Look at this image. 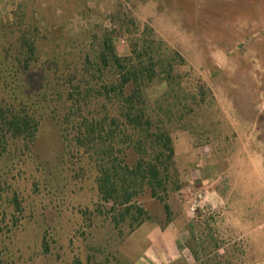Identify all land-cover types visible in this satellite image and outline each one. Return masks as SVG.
I'll list each match as a JSON object with an SVG mask.
<instances>
[{"label": "rangeland", "instance_id": "374dc122", "mask_svg": "<svg viewBox=\"0 0 264 264\" xmlns=\"http://www.w3.org/2000/svg\"><path fill=\"white\" fill-rule=\"evenodd\" d=\"M43 1L58 4L59 15L69 12L78 30H113L122 56L153 29L164 48L184 57L177 70L200 77L209 91L187 118L189 128L173 131L180 188L169 189L170 221L164 204L147 193L141 203L156 221L118 226L93 178L79 168L64 185L52 179L46 187L27 170L16 187L22 225L3 264H149L146 253L165 258L173 250L168 264H236L251 237L240 236L247 229L235 219L264 221V0ZM20 3L0 0V22L13 18ZM131 18L140 32L133 33ZM200 190L210 203L192 215L189 201Z\"/></svg>", "mask_w": 264, "mask_h": 264}, {"label": "trees", "instance_id": "16d2710c", "mask_svg": "<svg viewBox=\"0 0 264 264\" xmlns=\"http://www.w3.org/2000/svg\"><path fill=\"white\" fill-rule=\"evenodd\" d=\"M58 7L21 0L0 22V264L22 225L16 187L29 170L46 187L52 179L64 185L79 168L118 226L156 221L141 203L147 193L170 221L169 189L180 188L173 131L189 128L209 91L177 70L184 57L153 29L122 56L113 30H78Z\"/></svg>", "mask_w": 264, "mask_h": 264}, {"label": "crops", "instance_id": "0c3cea01", "mask_svg": "<svg viewBox=\"0 0 264 264\" xmlns=\"http://www.w3.org/2000/svg\"><path fill=\"white\" fill-rule=\"evenodd\" d=\"M220 199V200H219ZM218 203L224 204V200L219 198ZM262 218H264L262 216ZM258 219V218H257ZM234 220V219H233ZM238 221H243V227H246V231L243 232L240 236H250L251 240H249V244L246 245V247L243 248L240 257L238 258V262L236 264H264V231L262 230V226L264 225V221L261 220H254V217L250 216L244 218L241 216L239 219H235ZM259 228L258 234L254 232L255 228ZM160 233L155 232L152 240H154L155 244H158V238ZM153 244V243H152ZM159 253L157 255L153 253V255H149L146 253L144 257V261H147L149 264H168L172 263L177 254L173 250L172 252H168V255L164 258ZM235 262V261H234Z\"/></svg>", "mask_w": 264, "mask_h": 264}, {"label": "built area", "instance_id": "2783aa9c", "mask_svg": "<svg viewBox=\"0 0 264 264\" xmlns=\"http://www.w3.org/2000/svg\"><path fill=\"white\" fill-rule=\"evenodd\" d=\"M209 196L206 191L200 190L198 191L194 198L189 201V213L192 215L196 214L198 211H204L205 204L210 203Z\"/></svg>", "mask_w": 264, "mask_h": 264}]
</instances>
